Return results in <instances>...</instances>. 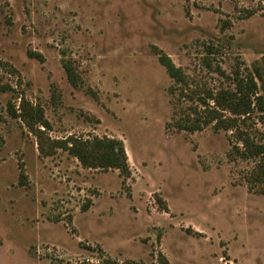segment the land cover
Returning <instances> with one entry per match:
<instances>
[{
	"label": "rangeland",
	"instance_id": "obj_1",
	"mask_svg": "<svg viewBox=\"0 0 264 264\" xmlns=\"http://www.w3.org/2000/svg\"><path fill=\"white\" fill-rule=\"evenodd\" d=\"M159 53L220 89L264 64V0H0V264H264L254 163L232 132L179 130ZM39 132L120 140L130 175L44 156Z\"/></svg>",
	"mask_w": 264,
	"mask_h": 264
},
{
	"label": "trees",
	"instance_id": "obj_2",
	"mask_svg": "<svg viewBox=\"0 0 264 264\" xmlns=\"http://www.w3.org/2000/svg\"><path fill=\"white\" fill-rule=\"evenodd\" d=\"M29 55L34 59L41 57L36 53ZM159 61L174 81L170 92L177 96L178 104L191 102V105L184 107L187 119L177 122L179 130L193 133L212 126L217 132H232L238 142V146L232 147L237 157L254 163L253 169L245 177L247 185L255 193L264 195V133L257 131L253 123L257 119V122L264 124V64L254 65L245 74L240 70L231 74L221 71L222 78L228 80V84L214 91L192 81L168 55L159 53ZM63 67L70 84L78 87L79 77L73 67L66 61H63ZM22 109L24 113L21 116L25 119L34 120L45 128L50 127L39 109H27L25 104ZM10 113L17 116L13 109H10ZM41 134L39 132L38 138L44 156H50L57 148H61L77 158L85 168L114 169L120 171L122 176L130 175L127 152L120 140L107 137L87 140L70 138L51 141V145L46 148V140ZM158 262L169 264L162 256Z\"/></svg>",
	"mask_w": 264,
	"mask_h": 264
}]
</instances>
